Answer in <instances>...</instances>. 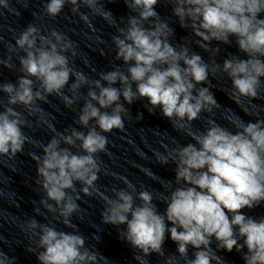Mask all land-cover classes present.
I'll return each mask as SVG.
<instances>
[{"label":"clouds","instance_id":"clouds-1","mask_svg":"<svg viewBox=\"0 0 264 264\" xmlns=\"http://www.w3.org/2000/svg\"><path fill=\"white\" fill-rule=\"evenodd\" d=\"M157 2L125 0L136 15L127 18V27L117 29L119 34L113 37V43L117 49L115 59L127 65L126 71L117 66L91 81L77 120L85 128L91 121L95 125L87 133L75 127L69 134L56 133L42 147V156L32 155L37 164L38 183L45 193L40 203L50 213L59 211L63 224L69 228H76L71 217L79 210L76 201L80 199L78 194H69V190L75 193L78 182L85 196L97 192L95 182L100 165L96 154L104 152L108 144L103 133L125 127L122 114L129 110L121 97L127 104L146 98L151 106L149 112L159 107L178 129L197 120L201 112L219 107L209 87H197L208 82L209 65L200 55L190 52L188 46L177 49L169 43L173 29L155 11ZM170 2L180 26L190 27L199 38L197 44L205 51L213 40L230 44L229 38H236L247 59L231 56L223 61L222 71L231 79L237 103L241 97L259 98L264 92V18H259L264 13V0ZM66 4L72 6L73 13H78L83 5L109 24L115 23L110 11H102L103 0H47L44 13L55 18ZM0 7H8L7 0H0ZM81 19L87 22L88 16L82 15ZM146 22H150L147 27ZM17 49L24 53L19 57L23 75L15 85L0 83V91L8 96V106L0 111V156L9 159L21 153L26 142H31L22 131L26 120L12 106L22 105L31 114L39 110L33 107L37 101H46L48 95L56 94L71 107L80 98L81 87L89 84L82 72L69 66L66 53L70 51L73 57L77 54L73 43L56 30L42 35L29 24L15 39V47L9 46L10 52ZM214 51L218 53L219 48ZM10 61L11 57L0 60V65L11 69ZM218 70L219 65L211 69L213 74ZM70 77H75L69 88L71 98L63 92ZM32 78L39 82V88H34ZM117 83L119 87L114 86ZM230 122L235 132L210 120L203 132L188 131L195 143L176 147L167 155L157 154L161 165L169 161L175 164V182L179 185L165 198L167 207L163 214L153 203L151 192L136 193L135 186L124 180L125 188L112 190L115 198L103 197L106 205L101 213L103 223L126 225L120 237L145 257L151 253L163 256L165 234L170 233L185 264H224L211 247L213 237L217 250L231 252L235 248L242 253L245 264H264V217L255 218L242 211L264 203V119ZM77 142L81 153L62 146L75 147ZM136 199L141 203L136 204ZM27 228L39 237L36 245L41 249L37 253L39 264H99V260L106 259L86 248L85 238L77 231H59L35 219L28 222ZM93 239L99 237L94 235ZM189 246L195 249L191 259ZM28 251L35 252L32 248ZM0 264L13 261L0 253ZM140 264L146 262L141 260ZM166 264L177 261L169 257Z\"/></svg>","mask_w":264,"mask_h":264}]
</instances>
